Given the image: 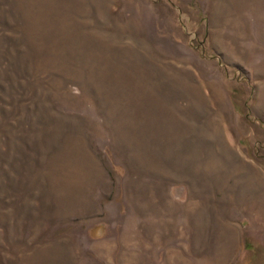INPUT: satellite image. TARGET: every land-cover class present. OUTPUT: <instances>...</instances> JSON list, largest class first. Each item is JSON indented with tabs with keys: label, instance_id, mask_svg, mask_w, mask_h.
<instances>
[{
	"label": "rangeland",
	"instance_id": "rangeland-1",
	"mask_svg": "<svg viewBox=\"0 0 264 264\" xmlns=\"http://www.w3.org/2000/svg\"><path fill=\"white\" fill-rule=\"evenodd\" d=\"M0 264H264V0H0Z\"/></svg>",
	"mask_w": 264,
	"mask_h": 264
}]
</instances>
